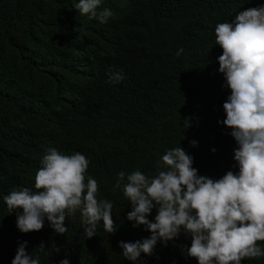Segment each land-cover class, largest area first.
<instances>
[{"label": "trees", "instance_id": "1", "mask_svg": "<svg viewBox=\"0 0 264 264\" xmlns=\"http://www.w3.org/2000/svg\"><path fill=\"white\" fill-rule=\"evenodd\" d=\"M78 2L0 0V264H11L24 241L40 264H198L183 250L191 246L183 230L158 241L151 256L125 259L119 242L150 233L127 220L131 203L115 181L121 171L155 175L156 162L179 146L198 175L238 172L237 144L222 123L231 92L218 71L215 27L264 0H102L98 11L113 13L103 24L80 15ZM112 72L124 79L110 82ZM49 148L86 156L97 198L113 204L114 233L101 221L86 238L79 211L67 216L63 235L47 220L40 231L17 228L3 196L35 190ZM155 215L154 208L148 219ZM41 243L47 254L37 249ZM241 264H264V257Z\"/></svg>", "mask_w": 264, "mask_h": 264}, {"label": "clouds", "instance_id": "2", "mask_svg": "<svg viewBox=\"0 0 264 264\" xmlns=\"http://www.w3.org/2000/svg\"><path fill=\"white\" fill-rule=\"evenodd\" d=\"M101 2L79 0L75 9L103 24L113 13L108 8L98 11ZM215 35L222 49L218 71L231 92L223 104L222 123L232 130L237 144L238 172L228 171L219 179L198 175L193 158L180 146L167 150L156 162L153 176L139 170L119 172L115 188L131 203L127 220L150 233L143 240L119 242L122 256L129 261H138L142 253L151 256L158 241L166 244L182 230L191 237V246L183 250L198 264H241L245 258L264 257V248L257 243L264 241V6L247 8L231 22L218 23ZM182 52L181 48L177 55ZM123 79L122 72L109 76L113 83ZM40 163L35 190L23 188L3 196L8 211H16L22 233L42 230L47 220L55 233L63 235L67 216L77 211L86 238L95 235L101 221L107 233L116 231L113 204L97 198L98 184L86 176L85 155H65L49 148ZM154 208L153 222L148 217ZM26 247L27 241L20 243L11 264H40L39 256L34 258ZM37 249L45 252V245ZM54 251L59 253L60 248Z\"/></svg>", "mask_w": 264, "mask_h": 264}]
</instances>
